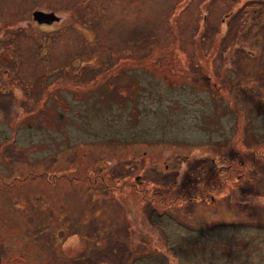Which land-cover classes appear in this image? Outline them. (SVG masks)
<instances>
[{"label": "rangeland", "instance_id": "374dc122", "mask_svg": "<svg viewBox=\"0 0 264 264\" xmlns=\"http://www.w3.org/2000/svg\"><path fill=\"white\" fill-rule=\"evenodd\" d=\"M78 2L92 3L80 25L70 17ZM40 4L69 16L37 29L26 16ZM98 5L106 17L88 25ZM182 7L0 0L15 25L12 45L0 46L13 56L0 69V264H264V58L248 53L264 50V25L222 47L226 22L205 31L199 0H186V22ZM237 41V66L252 71L227 69L233 82L203 86L201 74L223 72L218 57ZM97 56L103 74L78 73ZM59 57L62 66L78 58L47 73Z\"/></svg>", "mask_w": 264, "mask_h": 264}, {"label": "flooded vegetation", "instance_id": "af4514ba", "mask_svg": "<svg viewBox=\"0 0 264 264\" xmlns=\"http://www.w3.org/2000/svg\"><path fill=\"white\" fill-rule=\"evenodd\" d=\"M135 3L138 0H133ZM225 1L226 2V6L230 7L229 10H227L224 14H220V12L222 10L219 11V6L221 5V2ZM262 1L264 0H199V10H200V22L203 26V28H205L206 31V27L210 26V27H217L216 28V33H220L221 31V25L223 22H226V28L224 33L222 34L223 38L224 36H228V38H230L232 36L233 33L236 34L237 32V28H238V23H239V16L238 14L240 13V19H242V21L246 24V28L245 30L247 31L249 29V27L252 25H255L254 31H260L258 28L261 25H264V20L263 21H259V19L253 20L255 15H258L260 17H262V15H264V6L262 5ZM240 2V4H239ZM92 3L86 4V5H81L79 2L77 4H75L74 6V14H72L70 17H72L75 21L78 22V24H81V16L83 13V10L85 9L84 7H87L89 5H91ZM243 5H247L248 7L246 9H242L241 6ZM98 11L94 12L92 14L91 17H85L84 18L86 20H88V25H90V23L93 22H98L100 21L102 18L106 17L105 14V7L103 5H98L97 7ZM180 13H182V16H184V22H186V0H183V7L182 9L179 10ZM241 14L243 16H241ZM0 16L4 17L3 19H0V46L9 48L12 45L13 42V31L15 29V25H14V18H13V13L12 12H8V10H4L2 12H0ZM68 13L65 9H52L48 6H45L43 4L40 5H36L31 9H28V14H27V18L28 21H32L35 24H37V29H42L45 28L43 25H49V26H57L59 25V22L62 21V19L64 17H68ZM238 20V22H237ZM237 22V23H236ZM23 27H29L28 24H24L22 25ZM133 30H136V28H133ZM204 31V32H205ZM251 31V30H250ZM60 32V31H58ZM241 35H242V31ZM263 33V32H262ZM264 34V33H263ZM36 35V34H35ZM239 37V33H237L235 35V37L233 38V40H237L236 38ZM25 38L28 39V41L32 40L33 42H48V45H52L54 42L58 41V39H55L56 37H53L51 40H47V36H32L29 37V34H26ZM259 38L257 37L256 40H258ZM232 40V41H233ZM231 41V42H232ZM263 41V39H260V42ZM231 42H229L228 44H230ZM227 46V44L225 45V47ZM224 47V48H225ZM238 47H242V45L238 44L237 41V46ZM231 48V46H230ZM235 49V48H234ZM243 52H239V51H231L230 52V56H226V54L222 51L220 57H218V59H220L221 61H225V63L228 65L227 68H225L222 71H218V73H216V71H212L209 74H205L202 75L201 74V78H203V81H205L206 84H203V86L205 87H209L210 89L213 88V86L217 85L218 88H222L224 86H226V83L222 82L221 80V76H225L228 75V81L233 82L234 78L233 76H231L230 73H227V69L231 70L232 73L234 74H239L242 72H247V71H252L253 67L248 68V67H241L239 68L238 65V59L240 57V55ZM249 56L251 58H255L254 56L256 55L258 58H264V50L260 51L259 53H256L255 51L250 50ZM61 58V57H59ZM77 58H71L72 62L68 61L65 63L64 66H62V58L59 64V66H56L54 69H50L47 68V73H52V72H56V73H62V72H68L71 71L73 68V65L77 62ZM101 56H97L95 58H93L92 60H88L89 62H81L78 61V63H80V67L78 68V73L86 75L87 77H90V73H93V71L95 70H101L99 72L96 73V76H99L101 74L104 73V69L103 67L106 64H101L98 66V63L101 60ZM227 58V59H225ZM70 59V60H71ZM183 63H184V67H183V71L186 72V51H184L183 54ZM5 62V64L0 63V69L3 70L4 74H7L9 72V70L12 69V62H13V56L11 55V53L9 51L5 52L3 50L0 51V62ZM215 61V56L213 57V62ZM87 69L89 70V73H83V71ZM217 70V68L214 67L213 70ZM91 70V71H90ZM93 70V71H92ZM258 73H262L264 75V69H257ZM45 72V71H44ZM127 77H132L139 86L142 87H148L150 88L153 84L148 83L147 81L142 83L139 82L138 77H137V73L136 72H130L128 74H126ZM215 78H219L220 80L217 81H212V79ZM215 82V83H213ZM2 85H5V83H3ZM207 87V88H208ZM9 96V95H8ZM10 101L13 100V98H10ZM212 158V157H211ZM210 158V161H211ZM139 181H141L140 179H138ZM7 185H11L9 183H6ZM2 191V190H0ZM6 199V198H5ZM12 207L13 206V202L11 203ZM125 206L126 204L124 202L121 203L120 205V209L122 210L121 213H124L125 211ZM152 214V213H151ZM158 214H160L158 212ZM53 220L55 218H52ZM163 228V227H162ZM164 229V228H163ZM78 233H80L77 230ZM1 261V259H0Z\"/></svg>", "mask_w": 264, "mask_h": 264}, {"label": "trees", "instance_id": "16d2710c", "mask_svg": "<svg viewBox=\"0 0 264 264\" xmlns=\"http://www.w3.org/2000/svg\"><path fill=\"white\" fill-rule=\"evenodd\" d=\"M262 3V5L264 6V1H262L261 2ZM239 24H245L243 21H241L240 23H238V26H239ZM247 26H246V24H245V26H244V28H242L241 29V31H246L245 30V28H246ZM252 28H253V26L251 25L250 27H249V31L250 30H252ZM237 32H238V29H237ZM237 32H236V34H237ZM235 33H233L232 34V36L230 37V38H228V36H224L223 38H222V42H221V44H222V47L224 46V45H226V44H228L229 42H231L232 40H233V38L235 37V35H236ZM243 32H242V35H241V32H239V37L240 36H243ZM249 34V33H248ZM239 37L238 38H236L237 40H239ZM260 39H262L261 37H260ZM254 41H257L256 39L254 40ZM221 47V48H222ZM239 48H241V49H243L242 47H238V48H235L234 50L235 51H239L240 53L241 52H243V53H245V50H241V49H239ZM242 55V54H241ZM240 55V56H241ZM264 80V79H263ZM249 93V92H248ZM248 93H245V94H243V95H241V97H240V99L241 100H244L245 101V99H244V97H247V94ZM258 99V98H257ZM260 99V98H259ZM261 101H264V96H263V98L261 99ZM264 104V103H263ZM48 189H50L51 190V188L48 186ZM6 199H8V198H6ZM2 204H4V203H1V205ZM160 213H163V212H160ZM166 214H168V215H170V213H168V212H166ZM172 217V216H171ZM11 225H13V223H11ZM163 227V226H162ZM164 228V227H163ZM162 228V229H163ZM197 233L199 234V235H202L203 234V231H202V229H200L199 231H197ZM209 234V232L206 234V235H208Z\"/></svg>", "mask_w": 264, "mask_h": 264}]
</instances>
